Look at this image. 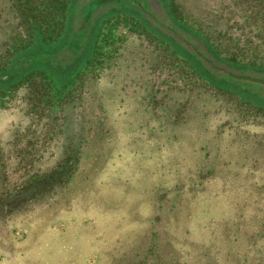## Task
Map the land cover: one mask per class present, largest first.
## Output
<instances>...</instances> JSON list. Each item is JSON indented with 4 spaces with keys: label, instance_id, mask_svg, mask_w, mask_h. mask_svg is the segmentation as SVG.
Segmentation results:
<instances>
[{
    "label": "rangeland",
    "instance_id": "1",
    "mask_svg": "<svg viewBox=\"0 0 264 264\" xmlns=\"http://www.w3.org/2000/svg\"><path fill=\"white\" fill-rule=\"evenodd\" d=\"M17 1L0 0L2 64L32 42ZM23 1L57 41L70 0ZM169 2L221 57L264 68V0ZM100 3L81 6L102 14ZM146 7L170 33L159 1ZM102 34L62 112L43 103L53 84L39 73L0 95V264H264V116L166 61L136 21L120 16Z\"/></svg>",
    "mask_w": 264,
    "mask_h": 264
},
{
    "label": "trees",
    "instance_id": "2",
    "mask_svg": "<svg viewBox=\"0 0 264 264\" xmlns=\"http://www.w3.org/2000/svg\"><path fill=\"white\" fill-rule=\"evenodd\" d=\"M83 1L70 0V4L65 7L66 19L62 26L63 31L57 41L53 42L50 41L52 37L45 36L46 23L41 21L44 19V14L34 15L31 13L33 9L30 2H26V4L23 0L17 1L14 8L16 16L21 19L19 24L22 23L24 30L30 33L32 42L27 48L20 49L15 55L13 54L14 56L8 62L3 64L0 62V95H5L15 88L21 87L27 78L34 73H39L46 79H50L53 84V94L42 98L43 103L52 106L51 112L59 113V110L62 112L61 105L66 103L64 101H66L69 89L77 75L76 70L80 66L79 60L89 52L97 50L103 35V28L107 22L125 16L141 25L144 34L151 42L165 44V48L162 50L168 55L166 61L170 59V62L185 64L192 70L194 76L207 86L209 85L210 88L232 96L236 95L240 100V105H250V108L256 111L255 116H264V68L242 65L221 57L203 34L188 28L176 18L172 13L169 0L158 1L166 13L170 33L164 32L161 27L154 25L152 12L149 15L143 12V10H148L146 6L150 5V0H129L132 1L133 7L124 4L123 0H98L101 2L100 4H107L105 9L108 10L102 14L96 13V10L89 7L81 6ZM135 9L141 12H135ZM77 16L82 17L80 25L74 23ZM93 56L92 59H94ZM86 59L88 60V58ZM26 63L27 67L25 68ZM19 67L22 69L19 70ZM41 96L44 95L41 94ZM51 98L52 102H50ZM58 127L59 132L57 133H64L65 123L59 124ZM20 135L21 133L16 136L13 143L19 140ZM40 136L34 139L35 144H39L38 146L33 142L30 143L31 147H36L37 154L41 152L35 158L37 161L40 158L43 159L46 144ZM27 138L29 139V137ZM66 147L64 145V148ZM66 173V169L63 172L55 170L52 178L57 181L58 185H61ZM41 184L28 186L24 190L27 192H21L16 199L20 198L22 194H32L33 198H36L34 197L36 194L49 188L48 182H45V188L40 186Z\"/></svg>",
    "mask_w": 264,
    "mask_h": 264
}]
</instances>
